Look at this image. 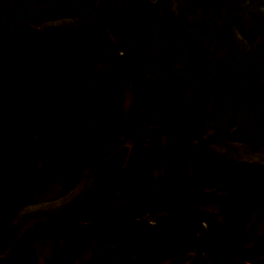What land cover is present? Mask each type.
Listing matches in <instances>:
<instances>
[{"label": "trees", "instance_id": "trees-1", "mask_svg": "<svg viewBox=\"0 0 264 264\" xmlns=\"http://www.w3.org/2000/svg\"><path fill=\"white\" fill-rule=\"evenodd\" d=\"M97 2L0 0V264H264V0Z\"/></svg>", "mask_w": 264, "mask_h": 264}, {"label": "water", "instance_id": "water-1", "mask_svg": "<svg viewBox=\"0 0 264 264\" xmlns=\"http://www.w3.org/2000/svg\"><path fill=\"white\" fill-rule=\"evenodd\" d=\"M102 0H99L96 5V12L99 11V6ZM130 150V145L123 143L117 146L112 153L106 158V161L113 165H122L127 159Z\"/></svg>", "mask_w": 264, "mask_h": 264}, {"label": "rangeland", "instance_id": "rangeland-1", "mask_svg": "<svg viewBox=\"0 0 264 264\" xmlns=\"http://www.w3.org/2000/svg\"><path fill=\"white\" fill-rule=\"evenodd\" d=\"M45 1L46 0H19L18 8H21L22 10H25L27 12H31V11L33 12L35 7L40 9V6H41V8H43L45 6ZM59 199L60 198H58L57 200H59ZM39 204L40 203L28 205L23 209V211H27V210L37 208L40 206Z\"/></svg>", "mask_w": 264, "mask_h": 264}, {"label": "bare ground", "instance_id": "bare-ground-1", "mask_svg": "<svg viewBox=\"0 0 264 264\" xmlns=\"http://www.w3.org/2000/svg\"><path fill=\"white\" fill-rule=\"evenodd\" d=\"M99 1V0H98ZM98 3V2H97Z\"/></svg>", "mask_w": 264, "mask_h": 264}]
</instances>
